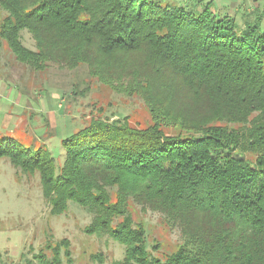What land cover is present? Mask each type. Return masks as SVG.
Wrapping results in <instances>:
<instances>
[{
	"label": "trees",
	"instance_id": "obj_1",
	"mask_svg": "<svg viewBox=\"0 0 264 264\" xmlns=\"http://www.w3.org/2000/svg\"><path fill=\"white\" fill-rule=\"evenodd\" d=\"M207 2L0 0V40L19 62L85 65L150 112L145 128L92 118L62 141L60 167L45 145L0 138V159L39 174L51 215L74 203L92 215L86 234L125 247L114 264H264V13L240 28ZM132 204L180 231L176 253L152 254ZM22 263L76 264L53 236Z\"/></svg>",
	"mask_w": 264,
	"mask_h": 264
},
{
	"label": "rangeland",
	"instance_id": "obj_2",
	"mask_svg": "<svg viewBox=\"0 0 264 264\" xmlns=\"http://www.w3.org/2000/svg\"><path fill=\"white\" fill-rule=\"evenodd\" d=\"M188 4L198 0H178ZM202 4L210 0H201ZM219 15L234 16L241 28L247 20L264 13V0H212ZM4 14L0 11V23ZM24 45L35 50V42L25 30ZM16 72V73H15ZM14 75V82L0 90V138L10 137L29 148L45 145L58 167L63 163L62 141L82 129L92 118L110 121L125 119L135 127L152 124L141 98L114 93L89 75L85 65L75 70L49 64L36 71L19 62L0 40V75ZM7 77L13 79V75ZM136 222L146 225L147 248L158 258L176 253L182 243L180 231L170 227L157 212L130 207ZM92 215L70 203L61 216L50 213L39 174H23L8 159H0V255L1 264L22 263L23 254L32 258L49 237L67 238L76 264H114L122 260L125 247L108 237L91 236L85 228ZM153 246H157L154 249ZM32 250L34 252L32 253ZM101 254L102 263L92 262Z\"/></svg>",
	"mask_w": 264,
	"mask_h": 264
},
{
	"label": "crops",
	"instance_id": "obj_3",
	"mask_svg": "<svg viewBox=\"0 0 264 264\" xmlns=\"http://www.w3.org/2000/svg\"><path fill=\"white\" fill-rule=\"evenodd\" d=\"M176 1H178V0H176ZM7 74L10 75L9 73H7ZM7 74L6 75H3V74L0 75V90H4L5 91L6 87H7V84H9V82L10 83H12V82L15 83V81H14V77L15 76L12 74L13 75V79L8 80L9 78L7 77ZM12 75H10V76H12Z\"/></svg>",
	"mask_w": 264,
	"mask_h": 264
}]
</instances>
